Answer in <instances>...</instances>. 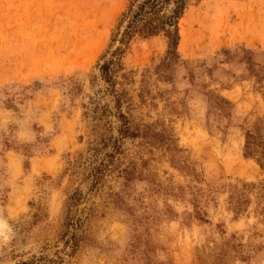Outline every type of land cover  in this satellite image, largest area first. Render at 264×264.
Here are the masks:
<instances>
[{
    "label": "rangeland",
    "instance_id": "obj_1",
    "mask_svg": "<svg viewBox=\"0 0 264 264\" xmlns=\"http://www.w3.org/2000/svg\"><path fill=\"white\" fill-rule=\"evenodd\" d=\"M126 3L0 0V264H264V175L241 151L264 125V0H188L169 79L157 36L109 84Z\"/></svg>",
    "mask_w": 264,
    "mask_h": 264
},
{
    "label": "trees",
    "instance_id": "obj_2",
    "mask_svg": "<svg viewBox=\"0 0 264 264\" xmlns=\"http://www.w3.org/2000/svg\"><path fill=\"white\" fill-rule=\"evenodd\" d=\"M188 0H127L124 11L119 15L115 32L108 45V57L102 58L98 66L99 76L105 83L113 84V78L121 70L120 59L130 42L145 40L161 36L165 40V52L161 62L155 67L159 77L168 80L169 68L179 57L176 47L179 41L177 22L181 18ZM205 103L206 118L213 120L227 118L232 104L211 90L201 92ZM207 121L205 122V124ZM206 126V125H205ZM123 135L128 134L129 128L120 130ZM243 146L242 157L252 159L264 175V125L255 121L242 128ZM124 170V169H123ZM126 171V170H125ZM123 180L127 181L129 173L123 172ZM247 187L246 185H242ZM71 198L65 201V216L68 215ZM247 203L242 189L232 186L228 194L229 210L235 215L243 210ZM195 218L200 219L198 210L194 211ZM71 245H75V236L69 238Z\"/></svg>",
    "mask_w": 264,
    "mask_h": 264
}]
</instances>
